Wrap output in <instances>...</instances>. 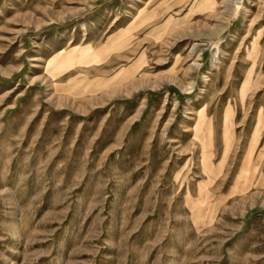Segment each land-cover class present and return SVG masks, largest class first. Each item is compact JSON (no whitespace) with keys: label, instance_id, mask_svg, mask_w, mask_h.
Listing matches in <instances>:
<instances>
[{"label":"rangeland","instance_id":"374dc122","mask_svg":"<svg viewBox=\"0 0 264 264\" xmlns=\"http://www.w3.org/2000/svg\"><path fill=\"white\" fill-rule=\"evenodd\" d=\"M0 264H264V0H0Z\"/></svg>","mask_w":264,"mask_h":264}]
</instances>
